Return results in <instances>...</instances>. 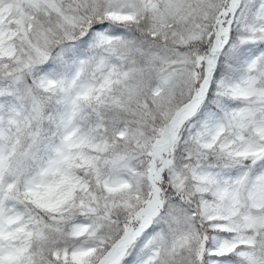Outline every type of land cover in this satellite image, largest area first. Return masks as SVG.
I'll list each match as a JSON object with an SVG mask.
<instances>
[{
	"label": "snow or ice",
	"instance_id": "6c2138e0",
	"mask_svg": "<svg viewBox=\"0 0 264 264\" xmlns=\"http://www.w3.org/2000/svg\"><path fill=\"white\" fill-rule=\"evenodd\" d=\"M0 264H264V0H0Z\"/></svg>",
	"mask_w": 264,
	"mask_h": 264
}]
</instances>
